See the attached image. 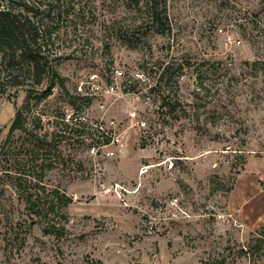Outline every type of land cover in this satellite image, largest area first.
Segmentation results:
<instances>
[{"label": "rangeland", "instance_id": "374dc122", "mask_svg": "<svg viewBox=\"0 0 264 264\" xmlns=\"http://www.w3.org/2000/svg\"><path fill=\"white\" fill-rule=\"evenodd\" d=\"M98 4L97 22L58 53L49 95L0 93V264H264V221L229 204L248 162L264 169V0H167L163 34L143 3ZM112 68L125 70L123 94L76 95ZM22 108L25 131L10 133ZM132 110L147 132L130 127ZM72 114L123 121L118 157H90V141L66 131ZM57 197L71 203L53 209Z\"/></svg>", "mask_w": 264, "mask_h": 264}, {"label": "trees", "instance_id": "16d2710c", "mask_svg": "<svg viewBox=\"0 0 264 264\" xmlns=\"http://www.w3.org/2000/svg\"><path fill=\"white\" fill-rule=\"evenodd\" d=\"M127 1V0H126ZM135 7L145 9L149 29L164 33L167 18V0H130ZM98 0H0V93L9 89L25 90L28 100L37 92L47 96L55 81L59 80L56 70L60 50L66 41L72 40L84 27L93 25L99 18ZM130 6V8L138 9ZM140 9V8H139ZM124 41L129 47H135L130 38ZM122 39V38H121ZM82 42L85 40L81 38ZM168 68L164 70L167 74ZM45 81L49 82L48 90L38 87ZM201 90L207 89L204 82H199ZM172 107L169 103L163 104ZM25 109V105L23 107ZM16 112L10 133L17 130L25 131L24 109ZM65 116V115H64ZM70 137L91 138L92 133L64 124ZM64 128V130H65ZM62 132V131H61ZM64 132V133H67ZM62 140V136L58 135ZM4 146L2 153L4 154ZM51 165L43 168L51 169ZM63 199V198H62ZM30 209L41 216L42 208L32 196L26 198ZM48 202L53 209L60 204L57 197ZM71 199H65L62 206H68ZM40 210V211H39ZM47 234L57 235L54 226L46 228Z\"/></svg>", "mask_w": 264, "mask_h": 264}, {"label": "built area", "instance_id": "2783aa9c", "mask_svg": "<svg viewBox=\"0 0 264 264\" xmlns=\"http://www.w3.org/2000/svg\"><path fill=\"white\" fill-rule=\"evenodd\" d=\"M109 78L105 76L101 77L98 73H92L87 75L84 79L80 80L76 85L75 91L76 95L86 102L90 100L103 99L115 95L123 94V78L125 77V70L122 68H112ZM138 78H142L143 74H136ZM123 88V90H121ZM124 97L130 98L129 100L135 106L137 100L140 98L132 95L125 94ZM149 100V97L147 98ZM104 106L100 108L103 109ZM134 109V108H133ZM79 114V113H77ZM75 114L63 116V120L70 127L76 129L84 130L85 132L92 133L91 138H87L90 141L88 144L87 153L92 158H104V159H114L118 157L124 146L125 140V123L123 121L119 122L116 119H111L108 124L97 121L88 122L86 118L82 115ZM130 127H136L140 132H147L150 129L148 121L146 119H138L137 112L135 110L129 113ZM74 121V123H73ZM103 121V119H102ZM124 123L122 126L121 124ZM83 139L86 140V137ZM262 188H264V180H262ZM170 205L177 206L178 199L174 198L170 201Z\"/></svg>", "mask_w": 264, "mask_h": 264}, {"label": "crops", "instance_id": "0c3cea01", "mask_svg": "<svg viewBox=\"0 0 264 264\" xmlns=\"http://www.w3.org/2000/svg\"><path fill=\"white\" fill-rule=\"evenodd\" d=\"M250 163L238 176L229 204L231 208L240 211L248 223L255 224L264 221V191L259 185V180H264V169L261 167L256 172L249 171L247 167Z\"/></svg>", "mask_w": 264, "mask_h": 264}]
</instances>
